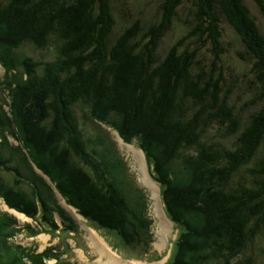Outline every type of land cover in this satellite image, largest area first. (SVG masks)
Returning a JSON list of instances; mask_svg holds the SVG:
<instances>
[{
	"label": "trees",
	"instance_id": "trees-1",
	"mask_svg": "<svg viewBox=\"0 0 264 264\" xmlns=\"http://www.w3.org/2000/svg\"><path fill=\"white\" fill-rule=\"evenodd\" d=\"M254 2L264 17V0ZM114 12L113 0H0V61L8 74L23 65L21 77L14 79L21 96L10 98L23 130L19 145L9 146L19 168L11 167V175L26 182L43 212L51 213L56 195L34 164L88 222L116 232L126 243L143 244L139 236L152 231L146 194L107 134L88 135L82 129L77 108L86 106V118L115 128L127 140L141 138L152 158L147 159L153 177L160 180L166 212L179 231L176 255L167 264H197L198 258L203 264H244L241 256L248 244L258 242L257 236L264 239V33L256 16L244 0H164L162 21L147 26L149 22L136 19L117 33ZM7 17H14L10 27L3 22ZM224 24L240 36L242 50L235 51L227 40ZM176 26L184 35L161 52L164 38ZM28 42L38 49L55 48L56 60L41 64L19 52ZM234 51L246 66L238 79L239 70L227 59ZM244 87L243 103L252 113L242 122L233 101ZM119 104L130 114L123 116ZM129 117L139 131L125 126ZM234 119L236 138L227 145L217 136ZM144 122L173 135L188 159L192 152L202 155L200 181L192 189L201 196L194 199L198 209L159 163L157 174L156 162L163 158L149 152L155 148L141 131ZM12 162L9 158L5 165ZM20 195L0 190L9 207L35 216L36 209L11 199ZM172 210L191 223L174 217ZM57 211L76 228L63 208ZM135 212L140 216L131 215ZM129 221L135 223L131 232ZM41 223L49 225L48 220ZM15 231L0 213V264H26V256L45 264L46 253L26 255L9 242ZM208 251L211 260L202 258ZM186 252H192L191 259L185 260Z\"/></svg>",
	"mask_w": 264,
	"mask_h": 264
},
{
	"label": "rangeland",
	"instance_id": "rangeland-1",
	"mask_svg": "<svg viewBox=\"0 0 264 264\" xmlns=\"http://www.w3.org/2000/svg\"><path fill=\"white\" fill-rule=\"evenodd\" d=\"M163 2L164 0H113V9L118 21L117 26L120 27L117 33L121 32L122 28L131 25L136 19H142L145 23L149 22L147 26L149 24L162 21V19L159 17V11L160 6ZM244 2L246 6L248 5L251 12L256 16V21L259 23L264 33V17L260 13L258 6L254 2V0H244ZM182 14L186 16V19L191 20V15L186 13V11H183ZM11 19H14V17H7V19H5V21L3 22H6V25H9L10 27V25H12ZM224 29L226 32L227 40L235 45V51L242 50L244 44L242 43L237 32L228 24H224ZM182 30V27L176 26L172 31L168 32L162 42L161 52L164 53L168 51L169 48L178 41V39H181V37L184 35ZM18 51L30 55L34 58L35 61H38L41 64L53 60L55 61L57 58V52L55 48L45 47L43 49H38L33 43L30 42L25 43L23 47ZM235 51L231 54V56H228L227 59L228 64L231 63L232 65H234L235 70H239L238 73H240V75L237 76L236 74L238 79L239 77L242 78L241 73L245 72L244 68L246 66L244 65V62L238 59L237 53H235ZM22 66L23 65H18L16 67L17 69L15 73L8 74L6 73V69L4 68L5 64L0 61V190L6 194H8L9 192L11 195L21 194L20 198L12 197L11 199H13L16 204H20L26 209H36L37 212L35 213V215L37 216L35 218H30L28 216H24V214H20L19 212L17 213V211L15 210L10 211L8 207L5 206L6 204L3 202V200L0 199L1 209L3 211L13 212L12 214H16L15 216H17L19 220L18 222H13V228H15L16 231L14 236L9 239V242L13 245H16L15 248L18 251L22 247L23 250L24 248L27 250H35L36 254L46 253L47 257H45L43 260L45 264H58V262H65L66 264L164 263L169 257V253L171 252V241L175 238L176 235L173 229V221L171 222L166 218L158 203L157 191L159 185H161L160 180L157 181L156 175L154 174L155 177H151L148 172L150 170V166H148L149 164H147L145 157H151L147 155L149 153L146 152V150L143 148L144 146L142 145L141 138L133 139L132 141L127 140L121 134V132H119L115 128L107 127L106 125L93 122L92 120L86 118L85 116L88 115V108L86 106H78L77 108L79 113L78 116L81 120L80 126L82 127V129L85 130L88 135H94L96 133L107 134L109 139L115 144V147L118 150L119 154L127 163L129 171H131L132 174L131 178L133 179L135 185L141 188L142 191L146 194L145 199L146 203L148 204L147 210L153 222L151 223L152 231L150 229H145L146 232H144L143 235L139 236L140 242H143V244L126 243L123 238L116 232L109 231L92 222H87L86 218L82 215H79L74 208L70 209L69 207H67L64 202L65 200L62 199V193H60L58 190L56 191L51 185V187L53 188V194L57 195V199L54 198L57 204H61L66 210V216H70L72 222L77 224V227L73 229L75 231V235H70L69 231L72 229L70 228L71 224L67 223V219L62 217L61 222L60 220L58 222L56 213H44L43 210L39 208L35 191L32 190L25 181V183L19 182L15 179V176L11 175L12 172L10 171V168H18V164H16L15 161V151L12 152L9 146L16 148L19 145L18 140L21 137L20 133H23V130L22 121L15 120L14 106H11L12 103L10 98L12 97V95H14L16 99H19L21 96L16 89L18 85L17 80L14 79H18L21 77L20 72L23 71ZM43 71L44 69L41 65L39 68V72L42 74ZM24 77L26 78V76ZM244 79H247V77H244ZM244 92H247V89L245 87L243 89H238L233 101L237 105L238 116L241 118L242 122L245 121L248 114L252 113L244 106L243 101L246 99L245 95L243 94ZM120 106H124L121 104H119L118 106L119 110H123L124 108H120ZM128 112L129 108L124 109L123 116ZM130 117L127 119V121L124 120L127 123V125L125 126H127L129 130H132L134 128L133 130L139 131L138 127L135 128L136 126L133 127V125H131L132 122L130 121ZM232 123L233 125L231 126L229 124L226 125L222 129V132H220L217 136L218 140L226 142L227 145H230L232 142H234L236 138V126L238 127V122L234 119ZM142 126L146 127L144 129H141V131L145 134L144 137L153 140L155 149L149 152L157 160H159L158 156L163 158L158 162L155 161L157 174H159L157 171L159 169V163L162 168L165 167V169L169 171L168 173H170L171 176H168V179L170 181L173 180L177 185H182L185 189L184 196H187L191 200L194 209H198L199 207L196 205L197 201H194V199H201V196L198 197V195H196V192L194 193L192 189L196 188L200 181L197 173L198 170L202 167V155L198 152H192L193 156L188 159V152L184 151L185 149L182 150L175 145L176 142L173 135L161 132L158 126L152 122H144L142 123ZM87 149L88 151H92L91 147H88ZM138 151L142 153V158L138 156ZM9 158H13V162L5 165V162L9 160ZM61 173L64 175L65 172ZM148 176L153 181L155 186L151 185L150 187L146 184V178ZM45 177L49 180L48 182L50 184H53L49 177ZM131 199H133V197L129 199L130 207L132 203ZM19 200L23 203H20ZM58 205H54V207L57 209L59 207ZM201 207L205 212L209 210L208 205L203 204L201 205ZM176 209H179V206L177 204ZM135 213V215H131L135 217L140 216V214H138L137 212ZM212 214H214V211L212 212ZM172 215L174 217L178 216L180 220H184L183 218H180L179 215L173 210ZM38 216H40L41 218H38ZM132 216L131 219H134ZM41 219L48 220V223L53 228L51 229L52 232H55L54 235L60 236L61 238L55 237L45 230L43 231V229H41L39 225V221H41ZM137 220L139 222L137 223V225H139L138 230H142L143 224L140 223V219ZM84 222L91 227L87 228ZM185 222L191 223L190 220ZM133 224L135 223L129 221L127 225L128 232H131L130 227ZM92 226L102 232L107 240L103 239L99 234H97ZM54 229H60V235H58V231ZM149 234L152 235L151 239L147 238ZM256 241L258 242L249 243L245 254L241 256V260L244 264H257V262L264 263V239H262L261 236H257ZM259 241L262 242L259 243ZM95 242L97 244H95ZM100 247H103V250H105V252H107L108 254L106 255L102 253ZM12 248L14 250V247ZM57 251L59 252V254L57 253ZM191 253L192 252H186L185 260L191 259ZM209 254V251L205 254H202V258L206 260L209 258L211 260L212 258L209 256ZM175 255L176 252L174 251L173 247L172 256L170 259L172 260ZM113 258L116 262H110V260H113ZM160 258L162 259L158 261L157 259ZM153 260L156 261L151 262ZM25 261L26 264L34 263H32L27 256L25 257ZM197 261H199V263L197 264H203L200 258H198Z\"/></svg>",
	"mask_w": 264,
	"mask_h": 264
},
{
	"label": "bare ground",
	"instance_id": "bare-ground-1",
	"mask_svg": "<svg viewBox=\"0 0 264 264\" xmlns=\"http://www.w3.org/2000/svg\"><path fill=\"white\" fill-rule=\"evenodd\" d=\"M138 156L140 157V158H142L143 157V155H142V153L140 152V151H138ZM145 162V161H144ZM46 176V175H45ZM146 184L148 185V186H150L151 187V185H154L155 186V184L153 183V181L150 179V177L148 176L147 178H146ZM65 198V197H64ZM60 200V199H59ZM45 202V201H44ZM65 202V201H64ZM39 214V213H38ZM41 215V214H40ZM54 215V214H53ZM61 215V214H60ZM25 216V215H24ZM19 217H20V215H19ZM80 218V217H79ZM82 218V217H81ZM23 219V218H22ZM54 220V219H53ZM32 221V220H31ZM37 223V222H36ZM39 223V222H38ZM45 234V233H44ZM40 236H42V235H40ZM51 236V235H50ZM46 237V236H45ZM49 239V238H48ZM95 244H97L96 242H95ZM100 249L102 250V253H104V254H108L107 252H105V250H103V247H100ZM102 256H103V254H102ZM109 257H111V256H109ZM116 262L115 260H114V258H113V260L111 259L110 260V262Z\"/></svg>",
	"mask_w": 264,
	"mask_h": 264
}]
</instances>
